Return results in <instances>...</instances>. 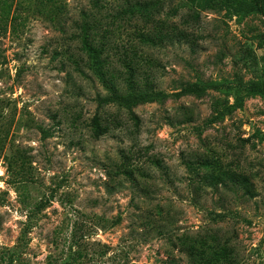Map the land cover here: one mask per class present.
Returning a JSON list of instances; mask_svg holds the SVG:
<instances>
[{
    "label": "rangeland",
    "instance_id": "obj_1",
    "mask_svg": "<svg viewBox=\"0 0 264 264\" xmlns=\"http://www.w3.org/2000/svg\"><path fill=\"white\" fill-rule=\"evenodd\" d=\"M248 1L0 0V264H264V98L232 90L264 81ZM136 47L156 91L205 96L98 107L94 65L119 83Z\"/></svg>",
    "mask_w": 264,
    "mask_h": 264
},
{
    "label": "trees",
    "instance_id": "obj_2",
    "mask_svg": "<svg viewBox=\"0 0 264 264\" xmlns=\"http://www.w3.org/2000/svg\"><path fill=\"white\" fill-rule=\"evenodd\" d=\"M140 3H136L133 6H138ZM129 8H133L131 5ZM154 10H158L159 6L153 4ZM238 10H240L244 15H249L252 13H257L264 19V0H249L245 3H239L237 5ZM136 37L140 40L142 45L150 46L153 48H161L166 46H172V42L167 41L166 37L158 32V29H149L148 31L139 32ZM105 49V45L103 47ZM139 49L136 47L130 49V51L125 50L123 52L122 58L120 60L121 67L124 71L117 73L116 83L112 79V70H106L105 72L100 71L99 65H94L93 71L99 82L101 83L103 89L107 92V96L100 98L97 97L96 103L98 107L102 108L108 105H115L119 108H124L130 110L140 105L151 104V103H164L169 98L181 99L183 97H194L196 99H201L205 96L203 88L195 84H180L178 93L166 95L161 91H156L153 83V76L151 71H145L144 67L149 62L153 63V60L141 56L137 53ZM132 54L131 56L129 55ZM0 55V59H1ZM215 90L222 88L221 85L213 86ZM235 92L237 100H240V94L257 95L264 98V81L258 83H250L247 85H239L232 89ZM211 119L207 125L212 124ZM95 124V134L96 139L102 136V130L97 126L96 119ZM12 259L9 260L7 264H12Z\"/></svg>",
    "mask_w": 264,
    "mask_h": 264
}]
</instances>
